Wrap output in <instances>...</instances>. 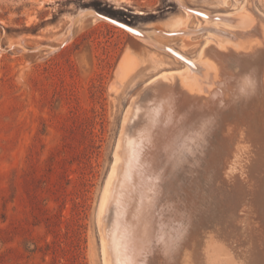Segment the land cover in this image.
<instances>
[{
	"label": "rangeland",
	"instance_id": "374dc122",
	"mask_svg": "<svg viewBox=\"0 0 264 264\" xmlns=\"http://www.w3.org/2000/svg\"><path fill=\"white\" fill-rule=\"evenodd\" d=\"M187 8L203 10L211 17L201 22ZM102 10L112 11L146 37L101 17ZM219 15L233 19L225 21ZM258 22L263 24V34L264 0H0V264H105L99 207L125 114L132 101H144L152 78L186 68L165 46L199 60V71L189 75L196 92L212 89L219 59L213 53L209 60L201 59L204 44L215 48L224 42L230 47L222 51L236 52L252 40L250 28ZM174 29L181 33L168 34ZM262 59L257 65H264ZM233 68L238 71L239 65ZM208 138L206 145L191 143V149L185 141L170 142L159 157L154 156L157 165L150 159L147 171L152 165L148 173L156 182L158 196L151 242L152 251H158L151 253L153 264L161 260L162 264H183L184 250L200 234L212 233V239H219L206 243L212 264H231L228 248L244 251L239 246V238L244 239L239 222L234 223V239L227 237L233 214L239 210L235 206L239 193L224 175L221 160L226 149L213 135ZM241 167L229 174L246 176L244 187L254 190L262 202L258 222L262 219L264 224V171L256 167L248 176ZM203 186L212 191L208 194ZM246 213V209L239 211Z\"/></svg>",
	"mask_w": 264,
	"mask_h": 264
},
{
	"label": "bare ground",
	"instance_id": "6f19581e",
	"mask_svg": "<svg viewBox=\"0 0 264 264\" xmlns=\"http://www.w3.org/2000/svg\"><path fill=\"white\" fill-rule=\"evenodd\" d=\"M194 10L205 12L199 9L187 8V11H189L190 13L194 12ZM205 13L206 15H208L207 12ZM197 16L199 17L201 22L206 21V16L200 15L199 13H197ZM252 27H254L253 24ZM170 32L181 33L180 30L175 31V29L173 31H169V33ZM250 32H251L252 40L254 37V41H255L254 44L252 43L251 40L247 45H244L243 47L237 49L236 52L233 51L234 53H227L226 51L221 50V49L227 50L228 47H230L229 44L228 45L226 43L224 44V42L223 44L218 45V47L215 46V48L214 47L211 48L210 46H207V43L209 42L204 44L201 50V59L209 60L212 57V53L217 57V59H219L218 60L219 62H217L215 69L217 73L214 79L217 80L214 84V88L207 89L206 87L205 88L206 90L204 89L198 91L199 93L196 92L197 88L194 86L195 81L192 79L194 81L192 82V80H190L191 78H189V75L199 71L200 67L197 66L199 60L193 59L178 50L184 56L192 60V62L197 66V68L195 69L191 65L185 63L186 68L182 71H174V72L172 71L173 73L171 72L170 75L171 77L168 76L167 74H163L164 72L162 74L157 75L156 77L152 78L149 81L150 85L146 84L147 86L150 87H149V92L144 95V98H142L144 99V101H142L141 104H139L138 102L134 104L135 101L134 102L132 101L130 107L128 108V112H126L127 114H125L126 115L124 119L125 124L115 152V161L113 163L112 169L107 179L106 186L103 190L100 207H99L98 218L102 226L103 253H104L105 264H153L151 262V259L153 261L151 253L154 254L156 252L155 250L157 249L154 250L155 252L152 251L153 246L151 242H152V233L154 229L153 224L155 221L154 215L156 211V205L158 203V196L156 195L157 194L156 182L154 179H151V175H149V173L151 172L150 170L152 169V165L151 168H149L150 170L147 171L148 167H150L151 164L150 159L154 158V156L159 157V155L163 153L164 148L168 147L167 145H169L170 142L177 143L178 140L179 142L185 141L188 146L187 148L191 149L193 147L192 144H194L193 142L195 141L199 143H204L206 145V141L209 139L208 137L212 135L214 136L215 141L218 142L219 144L222 143V146L224 145L226 149L225 154L224 156H222V160H221L223 161L222 168L224 171V175L232 179L231 182L237 188V191L239 193V194L237 193L238 194L237 197H239L238 200L239 203L237 202L238 204H235L236 207L237 205H239L238 206L239 210H237L238 209L237 207L236 210L238 211V213L233 214L235 215V217H232L231 221H233V223H230L231 225H229V229H228L229 232L227 233V237L229 238L231 237V239L232 238L234 239V236H236L234 233L236 232V230H234L235 221L241 224V227L239 229V234H242L244 236L243 237L244 239L242 240L238 237L241 244L239 246L243 247L244 251L242 250L240 251L237 249L233 250V248L232 249L228 248L229 251H227L226 249L225 252L230 254L229 256L232 258L231 259L230 257H228V259L229 258L231 259V264H264V239L260 240L262 239L261 238L262 236L264 237V224L261 222L262 219L258 222V220L260 219L259 218L260 210L258 211V208L261 209L260 206L262 205V202L259 201L257 193H255L254 190L252 191L251 189L252 191L251 193V191L248 192V190H246V188L244 187V183L246 182L245 181L246 176L244 177L243 175H239L237 173L233 175L229 174V173H233L239 166H242L245 172H247V175L250 176V171L252 173L253 170H256L255 169L256 167L260 168L261 165L260 163L264 162V156H263L264 154V76L262 75V73L264 72V65L261 66L257 65L258 61L264 57V43L262 42V40L264 39V35H263L264 33L262 34L260 31H255V32L250 31ZM257 32L259 33V35L257 34ZM256 34L258 36H256ZM216 47L219 49H217ZM261 61L263 62L264 59H262ZM235 64L239 65L238 71L234 70L233 68ZM176 79L179 82L178 84H176L177 82ZM168 80L170 83L166 82ZM140 100L141 99H139V101ZM130 121L133 122L130 123ZM205 150H207V148ZM221 151L222 150H220V152ZM200 153L201 152H199V155ZM240 154H244L245 157L239 158L238 156ZM186 157L187 156H185V158ZM211 159L209 160L208 158L209 161H212ZM156 160L157 159L154 160V165H157L155 164ZM217 160L218 159H216L215 161ZM186 161H189L191 163V159L190 160L187 159ZM199 161L201 162L202 160ZM207 162L208 161H206L205 164H207ZM220 162L218 160V163ZM208 163L211 164L210 162ZM216 164L214 165L216 166ZM198 165L196 167H198ZM191 166L192 165L190 164V167ZM206 167H208V165ZM181 168L183 169V167ZM191 168H194V166ZM263 168L264 167L260 168L261 172L264 171L261 170ZM217 170L219 169L217 168ZM181 171L182 170H180V173L184 172ZM194 171L195 170H193V172ZM257 171H259V169ZM261 172L257 174L260 175ZM214 173H212L211 175H213ZM217 176H219V174H217ZM207 177L209 178V176ZM258 177L256 178L258 179ZM179 178L181 179V177ZM263 179L264 178H262V180ZM213 180H214V175H213ZM249 180H251V178ZM263 181H259V182H263ZM198 182L197 185L199 184ZM206 183H209V181ZM178 184L180 186V183ZM197 185L194 186L196 187ZM259 187L261 188V185ZM199 188L200 187H198V190H200ZM229 188L230 187H228L227 190L228 192H229ZM205 189L207 192L208 187H204V190ZM210 189L208 191V194L209 192L212 191V189L211 191ZM222 189L223 187L221 188V190ZM198 190H193V191L198 192ZM193 191L191 190L189 192L192 193ZM233 191L235 192V190ZM250 194L252 195V197H250ZM204 195H207V193H204ZM171 197L169 196V198ZM188 197L190 198L191 196ZM204 197L205 196H203V200L206 199V197L205 198ZM235 197H233V199H235ZM224 199L225 198H223V200ZM168 200L169 199L167 198V201ZM193 200H194L193 202H196L195 199ZM208 200L210 199L208 198ZM185 203H187V200ZM185 203L182 202L183 205H185ZM191 203L192 201L190 202V204ZM209 204H211L210 201ZM193 205L195 206V204ZM203 205H205V203ZM206 205L209 207L208 204ZM185 206H183L184 209H186ZM200 206L199 207L196 206V208H200ZM190 207L191 210L195 209V208L192 209V205ZM190 207L188 206L187 208ZM240 207L242 209H246L247 213L245 215L239 214V211L241 209ZM263 207H264V203H263ZM190 212L192 214V211ZM230 213L228 214V217L229 215L232 216L233 212ZM194 215L196 216V214ZM107 219L108 221L109 220L110 221L106 226ZM198 220L199 219H197V221ZM260 222L263 224L262 226L260 225L261 224ZM184 223H186V221ZM204 223L205 225H207L206 222ZM179 224L177 222L178 226ZM195 224L197 225V223ZM195 224H193V227ZM201 224L205 226L202 222ZM186 225H188V223H186ZM207 226H209V223ZM193 227L191 229H193ZM186 229H189V227ZM195 229H199V227L198 228L196 227ZM225 230H223V232H225ZM200 233H205V231ZM210 234L212 235V233ZM189 235H188L189 237H186L187 239L192 237L191 234ZM211 235L208 236L205 234H200L199 236L195 237L194 240L191 239L192 244L191 243L188 244L189 246L191 245L192 247L188 248V250L185 248L186 250L184 251L185 252L187 251V253H184L185 255H182L183 259L181 260V262L183 261L184 262L183 264H212L213 263L212 260L211 261L207 260L209 254L206 243L209 240H214V242L217 243L219 242V239L216 238L215 236H213L212 239ZM183 237H181V239ZM179 241L177 242L178 244ZM235 241L234 243H236ZM179 246L181 247L182 245L180 244ZM187 246L188 245H185V247ZM164 248L165 247H163V249ZM179 248L177 246V249ZM235 248H238V246ZM174 251L177 254L176 249L173 250V253ZM159 253L161 252H158V254ZM174 257L172 256V258ZM159 259L160 258H158V260ZM155 264L158 263L155 262ZM161 264H162V260H161ZM166 264H170V263H166Z\"/></svg>",
	"mask_w": 264,
	"mask_h": 264
},
{
	"label": "water",
	"instance_id": "95a60500",
	"mask_svg": "<svg viewBox=\"0 0 264 264\" xmlns=\"http://www.w3.org/2000/svg\"><path fill=\"white\" fill-rule=\"evenodd\" d=\"M194 12L195 13H199L200 15H203V16H206V17H211V15L210 14H208V15H206V13L205 12H202V11H198V10H194ZM99 13V15L101 16V17H103V18H105V19H107V20H109V21H111V22H113V23H115V24H117V25H119V26H122V27H124L125 29H127L128 31H130L131 33H133L134 35H136V36H139V37H146V34H145V32L144 31H142L141 29H139V28H136V27H134V26H132V25H130V24H128V23H126V22H123V21H121V20H118V19H116V18H113V17H111V16H108V15H106V14H104V13H101V12H98ZM218 19H224V20H227V19H233V17H231V16H229V15H219L218 16ZM261 25H263L261 22H258V23H256L255 25H254V27H252L251 28V30L250 31H262V26ZM263 32V31H262ZM174 33H176V32H168V34H174ZM260 46H261V44H260ZM165 49L166 50H168V51H170L172 54H174L175 56H177L178 58H180L182 61H184L185 63H187V64H189V65H191L192 67H194L195 69L197 68V66L198 67H200L199 66V64L197 63V66L192 62V60H190L189 58H187L186 56H184L182 53H180L178 50H176V49H174L173 47H170V46H165ZM235 52V51H234ZM233 51H231V52H227V53H234ZM238 53V52H237Z\"/></svg>",
	"mask_w": 264,
	"mask_h": 264
},
{
	"label": "trees",
	"instance_id": "16d2710c",
	"mask_svg": "<svg viewBox=\"0 0 264 264\" xmlns=\"http://www.w3.org/2000/svg\"><path fill=\"white\" fill-rule=\"evenodd\" d=\"M101 13H104L108 16H111L113 18H116V15L112 12V11H108V10H102ZM117 19V18H116ZM119 20V19H118Z\"/></svg>",
	"mask_w": 264,
	"mask_h": 264
}]
</instances>
